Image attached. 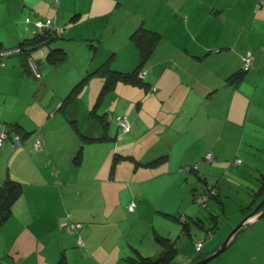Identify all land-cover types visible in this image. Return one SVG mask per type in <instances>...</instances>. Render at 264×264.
Here are the masks:
<instances>
[{
    "label": "rangeland",
    "instance_id": "374dc122",
    "mask_svg": "<svg viewBox=\"0 0 264 264\" xmlns=\"http://www.w3.org/2000/svg\"><path fill=\"white\" fill-rule=\"evenodd\" d=\"M69 4L68 8L61 10L60 15L57 14L59 21L56 17H49L54 20L53 26L66 27V36L51 43V46L65 48L68 52L67 60L57 66L48 64L46 55L52 47L42 46L34 50L35 62L38 67L36 70L34 68L35 75L32 71L27 74L35 83L34 89L43 78H46L47 82H50L54 87V95L62 96L64 101L75 84L83 81V77L89 71L96 69L111 56H113L111 59L112 68L125 72L133 71L141 61V53L136 42L131 39V34L141 26L156 30L161 36L144 68L147 73L150 72L148 78L151 77L152 80L156 79L157 74L161 76L162 85L177 87L176 84L179 82L189 84V78L193 77L198 79L203 77V80H207L211 76L205 70L216 65H219L217 69L219 71L222 67L237 65L244 68L242 59L248 51L252 52L254 56L255 53L262 54L260 57L264 56V0H69ZM67 10L69 11L66 13V19L61 20L60 16ZM81 10H85L84 13H81L79 19L73 21L72 13L81 12ZM41 49L44 53L39 54ZM192 49L202 52V55H197L202 57V60L191 53ZM15 51V49L6 51L11 52L6 55L13 54ZM6 55H2L1 52L2 57ZM38 58H40V63L37 61ZM253 68L255 67H252L249 73L255 72ZM256 73L257 79L259 73L257 71ZM118 83L120 84L117 87H113L103 94L95 111L94 107L100 96L103 80L100 76H90L71 93L66 102H63L61 109L58 107L47 108L44 117L50 114V120L49 117L46 119L42 117L38 124H43L42 127L45 128L54 125L66 134L72 130L73 137L78 138V141L81 140L77 147L78 151L88 140L84 135L88 132L87 129H91L93 120L102 119L106 115V110L109 109L115 136L118 134L122 117H127L130 120L129 122L127 118L124 119L127 121L128 128H122L123 132L130 131V123H132L130 137L134 136L139 121L150 118L149 114L158 112V105L152 97L158 92L155 93V88H153V92L151 91L147 95L142 105L144 88L124 80H119ZM244 83L249 84L250 81L247 80ZM262 83H264V73ZM228 87L229 85L224 92L221 91L215 97L214 101L209 100L207 103L204 99L202 102L200 101L202 105L199 107L200 111L204 113L203 117L206 116L208 109V113H211L210 109L216 105H222V109L228 107V100L223 96L229 91ZM21 88L23 92H27V86L24 85ZM21 88L11 85L8 94L21 95ZM9 100L12 101L11 98ZM257 101H260L262 105L260 109L258 108L262 116V119L258 121L261 133L264 131V99L258 98ZM232 107L231 103V110ZM256 107L246 101V103L240 104V111L251 110L254 115L252 110H256ZM75 111L79 113L77 118L73 115ZM185 111H188V108ZM54 114L56 115L53 116ZM94 114L100 118H93ZM256 116L259 117L258 114ZM5 123H2V129L5 128ZM7 127V134L4 138L12 130L20 140H23V134L17 128ZM239 132L238 130L230 135L227 141L232 143L236 141L240 136ZM120 135L126 137L129 134L120 133ZM252 135L253 133L246 132L242 151L248 150L247 142ZM136 137H132L135 140L126 143L152 144L156 141L157 135L152 134L151 139H147V133L140 134L139 140H136ZM238 148L239 146H233L232 150H228L227 161L224 162L226 166L224 165L223 171L215 175L216 177L211 176L208 183L198 180L196 175L199 170H189L188 166L184 164L180 169L186 175L181 177V181L174 177L177 176V173H164L161 174L162 178H153L156 182L148 180L140 186V183L130 176L134 171L133 168L135 169L137 165L135 162H131L130 167L122 169L123 160L121 157L116 162L115 169L117 170L112 172L115 173L114 176L106 173L103 169L104 172L99 170L97 177L90 179L89 174L85 175L89 168L84 166L81 169L80 178H86L88 181L80 182L76 181L77 170L73 171L72 176L67 170L68 174L65 180L76 181L74 184L62 187L63 190L69 189V192L65 194V203L69 207L68 209H108L110 213L107 221L104 218L103 223L98 221L99 227L91 241L94 255L80 258L77 264H114L107 261V250L110 252L115 250V254L117 252L124 254L125 262L121 261L119 264H131L129 258L138 257V255L158 257L163 247L156 240L155 235L153 236L155 232L159 236L170 238L178 249V254L172 264L189 263L197 254L199 244L204 246L202 251L204 254L211 252L217 246L220 247L233 228L264 200V194L259 192L262 184L255 167L258 166L259 159H262L252 155L243 157L241 153L238 156L244 159V163L237 165L231 161L236 156ZM83 150L89 151V148H83ZM249 152H253L255 155L259 154L251 150ZM160 155H153V159ZM164 159L151 168H155L157 172L168 171ZM245 159L248 162V167L245 164ZM7 162V157L0 160V172H3L0 174L2 180L9 172ZM86 163L91 165L88 161ZM117 171L119 175L126 173L129 176L118 177ZM201 171L202 169H200ZM143 172L149 175L153 170L149 169ZM12 173L13 175L10 173L8 176L15 179L16 171L13 167ZM187 173H193V184L185 179ZM200 174L202 175V173ZM49 187L42 189L59 191L58 187ZM207 187L215 190L213 195L205 194ZM192 189H196L197 192H193ZM216 195L217 198L214 197ZM198 196H205V201H199ZM130 206L133 207V210L129 211ZM49 209L56 208L50 207ZM135 209L175 210L171 216H165L154 215L150 210L134 214ZM187 209L189 211L186 212ZM184 211L189 216L190 231H186L181 221L177 219L180 214L185 213ZM211 215L218 217L217 224ZM69 216L67 214L66 219ZM77 222L79 221L72 218L69 224ZM198 223L203 226L201 227ZM67 225H64L65 231L74 233V231H67ZM81 228L75 230L77 244ZM237 240L227 250L206 264H259V261L252 262L254 261L252 258L260 244L264 242V218L257 226H250L243 230ZM83 246L85 245H81V247ZM155 251L156 253H153ZM6 254L8 253H4V255ZM249 256H252L250 260ZM5 259L9 262L12 261L8 258Z\"/></svg>",
    "mask_w": 264,
    "mask_h": 264
},
{
    "label": "crops",
    "instance_id": "0c3cea01",
    "mask_svg": "<svg viewBox=\"0 0 264 264\" xmlns=\"http://www.w3.org/2000/svg\"><path fill=\"white\" fill-rule=\"evenodd\" d=\"M69 5V0H60L59 6H56L55 0H0V135L4 130L2 129L3 122H20V128L17 129L23 134V140L19 145L14 140L16 136L14 131L9 136L7 135L0 145V160L2 161L6 157L8 159V175L10 173L13 175V167L16 171L14 178L23 183V193L14 204L10 218L0 227V264H57L63 257L66 264H77L80 258L94 255L91 241L99 227L98 221L103 223V218L107 221L110 213L108 209H68L69 207L65 203V194L69 192V189L63 190L62 187L74 184L76 181H88L86 178H80L82 175L81 169L84 166L89 168L88 173L85 175L89 174L90 179L92 177L96 178L99 170L103 171V169L106 173L114 176L115 173L112 172L117 169L113 170L112 165L116 154H121L122 169L130 167L131 162H135L137 166L135 169L133 168L134 171L130 176L134 177L140 183V186L148 180L153 183L156 182L154 181L156 177L162 178L163 175L161 174L164 173H177V176L174 177L181 181V177L186 175L180 169L184 164L191 167L189 170H199L196 175L198 180L208 183L211 176L218 175L223 171L224 162L227 161L226 154L228 150H232L233 146H239V148L231 162L236 163L235 159H241L238 156L241 153L243 157L252 155L261 158L262 160L259 159L258 166H255L256 173L260 176V180L264 175V131L260 133L258 124V121L262 119L259 110L262 105L260 101H257L258 98L264 99V83H262L264 56L260 57L262 54L258 55L256 53L253 64L249 69L250 71L252 67H255L253 68L255 72L249 73L248 71L249 74L246 73L245 78L237 86L229 84L227 78L231 73L240 69V65L222 67L220 71L217 70L219 65L208 67L205 71L211 78L207 80H203V77H200V79L197 77L189 78V84L179 82L176 84L177 87L175 85H162L161 76L158 74L155 80H152L151 77L148 78L150 75V72H148L145 80L150 83V87L145 90L146 94L143 93L142 105L147 95L151 91L153 92L152 89L155 88V93H158L152 97L158 105V112L149 114L150 118L140 120L134 136H137V140L140 134L147 133V139H151L150 136L156 134V141L152 144L126 143L135 140L132 139L134 136L130 137L133 128V126L131 127L132 123H130V131L128 132H123L122 128H125L120 123L118 134L115 136L110 110L108 109L102 119L100 116L93 115V118L100 119H94L91 129H87L88 132L85 133L89 136H105L106 138L86 140L84 146L80 147V158L75 160V156L80 150L77 151V147L81 140L78 141V138L73 137L74 132L72 130L66 134L54 125L45 128L42 127L43 124H38L39 119L42 117L43 119L49 117L50 120V114L44 117L47 108H62L64 100L62 96L54 95V87L50 82H47L46 78H43L34 89L35 83H33L30 75H27L29 72L34 71L32 62H29L30 67L26 68L23 66L18 54L1 56V52L17 48L23 39L41 32L36 27V22L52 16L59 21L57 14L60 15L61 10L68 8ZM68 11L60 16L61 20L66 19ZM84 11L73 12L72 17L73 14L77 15L74 20L79 19ZM65 33H63V37L66 36ZM42 53H44L43 49L39 54ZM191 53L202 60V57L197 56L202 55V52L192 49ZM35 56L33 51L34 62ZM39 59L37 60L38 63L41 62ZM2 62L4 65L1 64ZM111 64H113L112 61ZM35 66L38 69L36 62ZM237 67L240 68L237 69ZM256 71L259 73L257 79ZM247 80L250 81L249 84L244 83ZM118 84L120 83H117L115 87ZM243 84L245 85L243 86ZM11 85L20 88L25 85L27 86V92H23L21 88V95H9L8 91ZM227 85H229V91L223 96L228 100V107L222 109V105H216L210 109L211 113H208V109L206 116L203 117L204 113L200 111L201 108L199 107L202 105V100L204 99L206 103L209 100L214 101L221 91L226 90ZM140 88L144 87L140 86ZM246 101L251 102L253 106H257L256 110H252L254 115L251 110L248 112L247 110L240 111V104L246 103ZM231 103L233 104L232 110ZM97 104L99 105L98 100L94 107L95 111L98 107ZM187 108L188 111H185ZM215 109L216 111H214ZM78 114L77 111L73 113L76 118ZM257 114L259 117L256 116ZM126 118L122 117V119ZM255 118H257L256 121ZM238 130L240 131L239 138L233 143L228 142L230 135L238 132ZM247 131L253 133V135L247 142L248 150L242 151ZM225 132L226 134H224ZM120 133L129 135L125 137V135L121 136ZM37 137L42 141L41 149H36L34 146V140ZM83 148H89V151H84ZM249 150L261 155H255ZM210 152L214 156L213 160L205 158L207 153ZM157 154H161L158 158H165L164 162L168 166V171L157 172L155 168H151L158 164V162L151 163L157 159H153V155ZM86 161L90 162L91 165ZM245 161L248 167V162L246 159ZM243 163L244 159L242 158L241 163L236 164L242 165ZM195 165H198L196 169L193 168ZM149 169L153 172L146 175L143 171ZM200 169H202L201 172ZM67 170L70 171L69 175L71 174V176L74 170L78 171V175L75 176L77 177L76 181L73 179L65 180L68 174ZM2 173L1 171L0 174ZM116 174L121 178L129 176L126 173L119 175L118 171ZM192 176L193 173H187L185 178L191 184H193ZM1 182L2 179L0 178ZM49 186L58 187L59 191H56V189L52 191L42 189ZM212 187L217 189L215 186ZM193 192H197V190L194 189ZM50 207L56 209H49ZM145 210H150L154 215L169 216L175 209H135L133 212L138 214ZM185 211L187 212L189 209ZM186 212L179 216L181 218L186 216V219H189ZM67 214L70 216L66 219ZM72 218L75 221L82 222L83 226L80 231L85 245L83 247L77 244L76 231L67 233L64 229V225L69 224ZM261 219L245 226L243 230L250 226H257ZM106 234H108V231H106ZM155 234L156 232L153 233V236ZM237 239L238 237L231 245L238 241ZM218 247L213 250L215 251ZM203 249L204 246L202 251ZM257 250L252 262L259 261V264H264V242L260 244ZM4 253L8 254L4 255ZM153 253H156V251ZM124 257V254L120 252L115 254V250L112 252L106 251V259L109 263L119 264L124 261ZM251 257L249 256V260ZM5 258L12 261L9 262ZM194 258L195 256L186 264H190Z\"/></svg>",
    "mask_w": 264,
    "mask_h": 264
},
{
    "label": "trees",
    "instance_id": "16d2710c",
    "mask_svg": "<svg viewBox=\"0 0 264 264\" xmlns=\"http://www.w3.org/2000/svg\"><path fill=\"white\" fill-rule=\"evenodd\" d=\"M55 4L56 6H59L60 0H55ZM76 18H77V15L74 14L72 19L74 20ZM65 29L66 27H64V31L62 33H58L56 28H45L43 30H40L41 32H38L32 37H27L23 39L19 43L18 47L15 48L16 51L14 52V54H18L23 62V66H25L26 68H29L30 67L29 62H32V61L34 62L33 57H32L33 51L45 45L51 48L52 47L51 43L55 42L59 38H63V35H64L63 33L65 32ZM131 39H133L136 42V45L141 53V61L133 71L125 72L119 69L112 68L111 59L113 58V56H111L109 59L101 63L96 69L89 71L87 75L83 77V81H80L77 84H75L72 90L69 92L68 97H66L65 101L63 100V102H66V100L70 98L71 93H73L84 81H86L90 76H93V75L100 76L103 79V86L100 91L98 102L100 101L103 94H106L107 91L111 90L113 87L117 85L119 80H124L127 83H131L137 86L140 85L144 87L145 90H147L150 87L149 85L150 83L145 80L147 71L145 70L144 67H145V64L148 58L151 56L152 52L154 51L155 45L158 44L159 40L161 39V36L158 33V31L147 29L145 28V26H141L137 28L131 34ZM67 57H68V52L65 48L60 47V46H55V47H52L51 50L47 53L46 62L53 66L54 65L57 66L65 62L67 60ZM1 64L4 65L3 62ZM244 65H245V62H244ZM249 69L250 67L246 68L244 66V68H240L236 70L235 72H233L227 78L229 84L237 86L245 78L246 72H248ZM143 70L146 71V74L143 77H140L139 73ZM19 124L20 122H13V123L6 122L5 127L12 126L13 128L14 127L20 128ZM11 132L12 130H10L8 136L10 135ZM84 136L89 140H102L106 138L105 136L95 137V136H89L88 134H85ZM80 155H81V150L78 151L77 155L75 156V160H78L80 158ZM120 157H121V154L119 155L116 154L114 156L113 165H112L113 170L115 169L116 162L119 160ZM161 159H163V157L157 158L153 160L151 163H155V162L157 163ZM240 163H241V159H240ZM261 184L262 185L260 186L259 192L264 194V175L263 177H261ZM210 188H206L205 193H209ZM214 192L215 190L210 192V194L213 195ZM22 193H23V183L16 179L10 178L8 175L5 176V178L0 183V227H2L10 218L12 210H13V206L17 202V200L20 198ZM214 197H217V195ZM211 217L214 219V221L217 224L218 217L215 215H211ZM177 219L181 221L184 229L186 228V231L188 230L190 231L189 219H186V216H183V218L178 216ZM199 225L201 227L203 226L202 224H199ZM242 230L239 231V233H237L233 241L238 237V234H240ZM212 231H213V228H212ZM155 238L163 247V250L160 253V255L158 257H150V256H143V255H138V257H130L129 260L131 261V264H172L173 263L174 258L178 254V249L175 247L172 240L168 237L159 236L157 234H155ZM201 251H202V248L201 250L197 252V254L195 255V258L193 259L191 263L207 256L209 253L213 252L214 250H212L209 253H205V254ZM57 264H66L65 258L64 257L61 258V260Z\"/></svg>",
    "mask_w": 264,
    "mask_h": 264
},
{
    "label": "built area",
    "instance_id": "2783aa9c",
    "mask_svg": "<svg viewBox=\"0 0 264 264\" xmlns=\"http://www.w3.org/2000/svg\"><path fill=\"white\" fill-rule=\"evenodd\" d=\"M53 25H54V20L51 19V18H48L46 20H40V21L36 22V27L39 28L40 30H43L45 28H56V30H57L58 33H62L64 31V27H62V26L58 27V26H53ZM7 53H11V52L4 51V52H2V55H6ZM243 60L245 62V67L246 68L251 67L252 66V63L254 61V54L252 52L248 51L247 54H245ZM32 64L34 65V68L36 70V66H35V64H34L33 61H32ZM145 74H146V71L143 70V71H141L139 73V76L140 77H143ZM120 123L124 126L125 129L128 128L127 127V121L126 120H124V119L121 118L120 119ZM7 130H8V127H5L4 130H3V132H2V134L0 135V145L3 143V141L5 139L4 136H5V134H7V132H6ZM15 140H16V143L17 144H21V142H22V140H20V138L17 135L15 136ZM34 146H35L36 149H41L42 141H41L40 138L37 137L35 139ZM205 158L208 159V160H213L214 157H213L212 152L207 153V155H206ZM235 162L239 164L240 163V159H235ZM197 167H198V165H195L193 168L196 169ZM187 168L191 169V167H187ZM212 191H214V189L210 188V192H212ZM209 193H205V194L208 195ZM205 198H206L205 196H198L197 197V199L199 201H203V202L205 201ZM129 210H133V207L130 206ZM81 227H82V224L81 223L68 224L67 225V231L73 232L75 230L80 229ZM78 244L80 246L84 244V241H83V238H82V235L81 234L79 235V238H78ZM201 248H202V244H199L197 246L198 251L201 250Z\"/></svg>",
    "mask_w": 264,
    "mask_h": 264
},
{
    "label": "water",
    "instance_id": "95a60500",
    "mask_svg": "<svg viewBox=\"0 0 264 264\" xmlns=\"http://www.w3.org/2000/svg\"><path fill=\"white\" fill-rule=\"evenodd\" d=\"M264 200L263 202L256 208L252 213L247 215L245 218H243L230 232L224 243L218 247L215 251L212 253L208 254L207 256L191 263V264H206L215 257L219 256L222 252L227 250L231 242L233 241L234 237L241 231L245 226L249 225L250 223L256 222L257 220L261 219L264 217Z\"/></svg>",
    "mask_w": 264,
    "mask_h": 264
},
{
    "label": "flooded vegetation",
    "instance_id": "af4514ba",
    "mask_svg": "<svg viewBox=\"0 0 264 264\" xmlns=\"http://www.w3.org/2000/svg\"><path fill=\"white\" fill-rule=\"evenodd\" d=\"M197 261V260H196Z\"/></svg>",
    "mask_w": 264,
    "mask_h": 264
}]
</instances>
